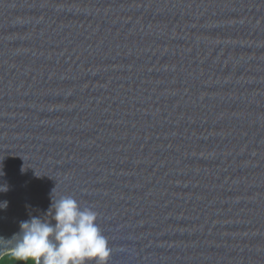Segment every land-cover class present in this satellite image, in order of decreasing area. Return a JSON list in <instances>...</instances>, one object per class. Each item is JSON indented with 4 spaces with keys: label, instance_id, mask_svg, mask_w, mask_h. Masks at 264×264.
Returning <instances> with one entry per match:
<instances>
[{
    "label": "water",
    "instance_id": "obj_1",
    "mask_svg": "<svg viewBox=\"0 0 264 264\" xmlns=\"http://www.w3.org/2000/svg\"><path fill=\"white\" fill-rule=\"evenodd\" d=\"M0 167V257L55 188L107 264H264V0H0Z\"/></svg>",
    "mask_w": 264,
    "mask_h": 264
},
{
    "label": "clouds",
    "instance_id": "obj_2",
    "mask_svg": "<svg viewBox=\"0 0 264 264\" xmlns=\"http://www.w3.org/2000/svg\"><path fill=\"white\" fill-rule=\"evenodd\" d=\"M54 189L45 212L51 213L52 221L37 215L21 221L20 231L11 238L15 257L33 264H107L111 249L96 223L97 212L82 207L72 196H55ZM7 190L6 184H0V192ZM6 206L7 201L0 202V208Z\"/></svg>",
    "mask_w": 264,
    "mask_h": 264
},
{
    "label": "trees",
    "instance_id": "obj_3",
    "mask_svg": "<svg viewBox=\"0 0 264 264\" xmlns=\"http://www.w3.org/2000/svg\"><path fill=\"white\" fill-rule=\"evenodd\" d=\"M15 251L5 253L0 257V264H33V261H21L14 255Z\"/></svg>",
    "mask_w": 264,
    "mask_h": 264
}]
</instances>
